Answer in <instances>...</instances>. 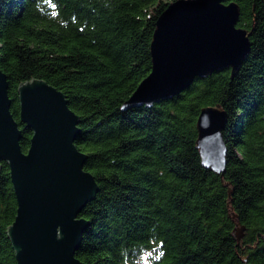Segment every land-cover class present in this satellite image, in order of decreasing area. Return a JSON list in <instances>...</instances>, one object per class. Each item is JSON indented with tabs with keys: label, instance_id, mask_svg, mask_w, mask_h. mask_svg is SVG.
Returning a JSON list of instances; mask_svg holds the SVG:
<instances>
[{
	"label": "trees",
	"instance_id": "16d2710c",
	"mask_svg": "<svg viewBox=\"0 0 264 264\" xmlns=\"http://www.w3.org/2000/svg\"><path fill=\"white\" fill-rule=\"evenodd\" d=\"M173 1L0 0V70L20 148L32 134L19 121L17 88L44 80L79 117L75 145L98 185L79 214L90 223L75 252L83 264H264V0H226L251 32L233 78L221 69L123 111L151 71L155 23ZM206 107L226 113L222 176L202 167L195 148ZM16 208L0 162V264H17L6 236Z\"/></svg>",
	"mask_w": 264,
	"mask_h": 264
},
{
	"label": "water",
	"instance_id": "95a60500",
	"mask_svg": "<svg viewBox=\"0 0 264 264\" xmlns=\"http://www.w3.org/2000/svg\"><path fill=\"white\" fill-rule=\"evenodd\" d=\"M240 10L226 0H176L159 15L150 42L151 71L122 110L151 107L188 88L196 78L229 69L233 78L250 51L251 32L238 28ZM7 78L0 70V162L9 168L17 208L6 236L17 264H83L75 257L89 221L82 209L98 185L84 169L87 155L75 140L79 117L65 95L44 80L17 88L19 121L31 131L29 148H20L21 130L10 113ZM226 113L201 109L195 148L202 167L222 176L227 148ZM236 227L235 237H243Z\"/></svg>",
	"mask_w": 264,
	"mask_h": 264
}]
</instances>
